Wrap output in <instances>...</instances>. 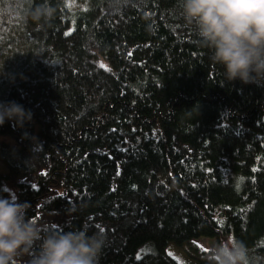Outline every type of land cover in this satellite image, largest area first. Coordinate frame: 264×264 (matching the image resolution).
I'll use <instances>...</instances> for the list:
<instances>
[{"label":"trees","instance_id":"16d2710c","mask_svg":"<svg viewBox=\"0 0 264 264\" xmlns=\"http://www.w3.org/2000/svg\"><path fill=\"white\" fill-rule=\"evenodd\" d=\"M0 29V102L32 113L0 126V196L102 235L98 264H209L195 241L231 237L264 264V87L223 78L179 0H0Z\"/></svg>","mask_w":264,"mask_h":264},{"label":"clouds","instance_id":"9594fccd","mask_svg":"<svg viewBox=\"0 0 264 264\" xmlns=\"http://www.w3.org/2000/svg\"><path fill=\"white\" fill-rule=\"evenodd\" d=\"M185 22L193 26L210 60L227 81L264 87V0H179ZM54 9L41 4L31 12L33 23L50 20ZM32 113L14 101L0 102V126L6 120L23 126ZM31 205L0 196V264H98L104 239L85 231L43 232L28 215ZM39 242V243H38ZM38 243V248L36 247ZM209 264H252L248 247L235 237L211 246Z\"/></svg>","mask_w":264,"mask_h":264},{"label":"rangeland","instance_id":"374dc122","mask_svg":"<svg viewBox=\"0 0 264 264\" xmlns=\"http://www.w3.org/2000/svg\"><path fill=\"white\" fill-rule=\"evenodd\" d=\"M1 33L2 30L0 29V35ZM191 43V39L189 41H183L180 43V47L181 49L189 48ZM0 140H3L4 142L9 143L10 145H15L14 139L12 138L9 130L5 131L3 134L0 135ZM6 172V167L0 162V173ZM195 242L205 250H210L211 246L217 243V241L212 238H200ZM168 253L172 255L179 264H200L197 260L192 258L188 251V248H182L181 246L171 245L168 248Z\"/></svg>","mask_w":264,"mask_h":264}]
</instances>
